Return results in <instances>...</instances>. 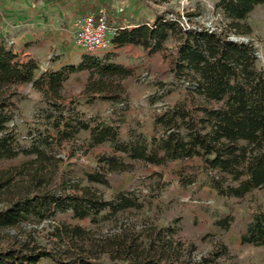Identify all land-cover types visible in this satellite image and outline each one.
<instances>
[{
	"label": "trees",
	"instance_id": "1",
	"mask_svg": "<svg viewBox=\"0 0 264 264\" xmlns=\"http://www.w3.org/2000/svg\"><path fill=\"white\" fill-rule=\"evenodd\" d=\"M156 5L168 0H151ZM264 0H217L214 11L221 26L213 31L185 28L179 16L155 14L153 20L138 21L131 28H118L110 38L116 47H141L147 54L160 52L169 38L176 40L170 65L171 85H182L186 96L153 118L154 134L129 129L126 137L108 121L82 119L78 112L62 109L64 82L76 72L88 73L84 93L89 98L111 102L126 100L123 81L133 70L120 65L108 55L83 54L77 64H63L36 74L37 60L21 59L11 45L0 37V161L18 155L33 156L30 162L43 163L53 158V144L74 139L87 132L88 146L108 143L112 153L100 160L105 171H127L133 162L161 165L168 161L199 158L214 175H209L212 189L220 197L242 198L264 188V69L257 65L250 41L229 36L249 35L246 23L249 13ZM264 60V54H263ZM31 84L41 92L53 112L43 114L47 132L32 135L28 146L23 137L8 126L16 108L14 87ZM186 99L188 101H186ZM158 130V132L156 131ZM90 182L102 181L88 176ZM53 176L50 178L52 180ZM13 175L0 172V191ZM73 193L28 191L0 208V227H13L25 221H40L56 213L71 211L77 219L98 222L109 214L128 208H140L135 197L116 192L111 200L103 199L88 186L76 187ZM228 217L216 222L228 224ZM83 230L74 227L56 233L58 240L71 243ZM156 236L117 240L113 244L90 250L83 246H41L35 239L18 241L14 246L0 247V264H215L212 256L192 260L177 252L165 254L154 249ZM242 244L264 246V210L252 215L240 234ZM62 249H61V248Z\"/></svg>",
	"mask_w": 264,
	"mask_h": 264
},
{
	"label": "rangeland",
	"instance_id": "2",
	"mask_svg": "<svg viewBox=\"0 0 264 264\" xmlns=\"http://www.w3.org/2000/svg\"><path fill=\"white\" fill-rule=\"evenodd\" d=\"M216 1L168 0L156 5L151 0H0V37L12 47L9 42L12 38L19 36L24 40L26 35L33 36L35 43L30 48L35 56L33 59L39 64L38 75L63 64H77L70 55L79 50L87 51L76 45L72 36L60 43H48L62 37L56 26L64 24L66 28V13L74 15V20L78 21L89 9L103 6L107 9L108 18L118 13L141 15L151 18V21L155 14L167 18L179 16L183 29H206L221 26L220 15L214 11ZM57 11L62 12L59 15L62 19L54 18ZM28 14H33L32 17L45 26L27 25L24 18ZM14 18L17 22L11 28ZM246 23L251 28L249 35L230 34L229 37L250 41L255 49L257 65L264 69L263 6L257 5L249 13ZM110 25L114 24L110 22ZM42 39L47 40L45 47L41 46ZM175 45L176 40L171 37L162 51L152 54L132 45L117 49L112 47V43L104 49L91 51L99 56L108 55L116 63L133 70V75L123 81L127 90L126 100L111 102L89 98L84 93L88 73L81 71L71 74L64 82L58 106L74 108L85 120L111 122L117 126L122 138L126 137L129 129L151 136L155 133L153 118L165 106L186 96L182 83L175 87L171 85L169 69ZM19 56L24 59L21 54ZM14 90L16 108L8 126L24 138L22 145L28 146L31 139L25 138L47 132L48 122L43 114H49L53 109L30 83L18 85ZM87 136V132L82 131L70 141L59 145L54 143L53 158L44 159L43 163L30 162L33 156L22 154L0 161V172L14 176L12 182L0 191V208L31 190L51 194L73 193L76 187L83 186L95 190L105 200H111L116 192H124L135 197L141 207L128 208L117 214L108 213L98 222L89 218L77 219L67 211L38 222L25 221L13 227H0V247L14 246L18 241L33 238L52 250L57 246H83L97 250V246L113 244L117 240L137 238L142 241L154 235V249L165 254L177 252L181 258L188 254L192 260L212 256L215 264H264V246L242 244L240 241V234L252 215L264 210V188L255 189L242 198L220 197L209 181V175L215 172L207 169L199 158L168 161L161 165L133 162L127 171H104L100 160L110 155L112 150L108 143L89 147ZM88 176H98L102 181L90 182ZM224 217L229 218L228 224L224 227L216 225ZM74 227H80L83 233L72 243L67 238L59 241L55 236L61 230Z\"/></svg>",
	"mask_w": 264,
	"mask_h": 264
},
{
	"label": "crops",
	"instance_id": "3",
	"mask_svg": "<svg viewBox=\"0 0 264 264\" xmlns=\"http://www.w3.org/2000/svg\"><path fill=\"white\" fill-rule=\"evenodd\" d=\"M94 9H96V8H91L88 11L94 10ZM56 13L57 14L54 15V18H56L58 20L59 19H62L61 18L62 16H59V15H61L62 12L61 11H57ZM32 15L29 16V14H28L24 18V20L27 21V25L36 26V27H40V28L42 26H45V23H43L41 21H38L37 18L36 17H32ZM65 16H67V18L65 17V20L67 19L66 28L63 26L64 24H61L62 26L61 25L56 26L58 32H60L62 34V37H59V38L57 37L58 39L56 38V40L52 39V41H49L48 43H53V41H55L57 43H60L63 39L68 40L69 38H71V36H73V33H74L75 29H76V27H75V22L76 21L74 20V17L75 16L74 15H71V14L68 15L67 13H66ZM138 21H147L148 22V21H151V18L143 17L141 15H129V14L127 15V14H119L118 13L117 15H113V18H111V17L108 18V26L111 29V31L114 33L116 27H118V28H123V27H125V28H131L132 27V24L133 23H136ZM15 22H17L16 18H14V20H12V22H11L12 23L11 28H13V26L15 25L14 24ZM110 22H112L114 25L111 26L110 25ZM60 23H62V22H60ZM9 33H11V32L9 31ZM27 34H29V33H27ZM41 36H42V38H44V35L43 34ZM23 38H24V35H23ZM19 39H20V37L18 36L17 39L16 38L15 39L12 38L9 41L12 44L13 51L14 52H16V51L19 52L21 54V56L24 57V58H35L34 53L31 50L32 44L35 43V42H33L34 37L31 36V35H26V37L24 38V40H22V39L19 40ZM46 41L47 40H44V39H42L40 41L42 47H45V45L47 43ZM112 47H115V48L118 49V47L114 46L113 44H112ZM83 54H90V55H97V56H99L98 53H92V52L80 51V50L77 51V52H74L70 56L71 57L73 56L74 62H78L80 60L81 55H83Z\"/></svg>",
	"mask_w": 264,
	"mask_h": 264
},
{
	"label": "built area",
	"instance_id": "4",
	"mask_svg": "<svg viewBox=\"0 0 264 264\" xmlns=\"http://www.w3.org/2000/svg\"><path fill=\"white\" fill-rule=\"evenodd\" d=\"M73 41L81 48L97 51L106 48L111 42L112 31L108 26V12L106 7L99 6L90 10L75 22ZM213 31L215 28H206Z\"/></svg>",
	"mask_w": 264,
	"mask_h": 264
},
{
	"label": "water",
	"instance_id": "5",
	"mask_svg": "<svg viewBox=\"0 0 264 264\" xmlns=\"http://www.w3.org/2000/svg\"><path fill=\"white\" fill-rule=\"evenodd\" d=\"M233 40H236V39H233Z\"/></svg>",
	"mask_w": 264,
	"mask_h": 264
}]
</instances>
